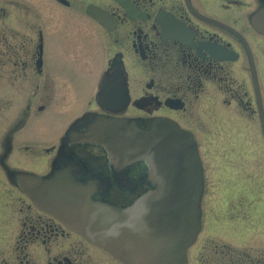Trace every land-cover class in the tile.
<instances>
[{
  "label": "flooded vegetation",
  "instance_id": "af4514ba",
  "mask_svg": "<svg viewBox=\"0 0 264 264\" xmlns=\"http://www.w3.org/2000/svg\"><path fill=\"white\" fill-rule=\"evenodd\" d=\"M22 1L34 35L21 37L24 49L15 38L0 50V242L9 250L1 264H127L42 208L34 176L61 177L85 187L84 197L129 206L158 186L147 161H118L104 140L80 136L103 120L129 131L161 119L191 131L200 152L199 137L208 136L209 152L223 156L224 233L243 251L237 259L227 244L221 264H264V21L255 18L264 0H0V23H29ZM95 37L105 56L84 98L74 65L82 73L94 67L86 58L98 56ZM47 42L56 53L58 42L68 44L54 64ZM70 91L80 113L58 131V120L39 113ZM39 128L46 140L56 134L41 150Z\"/></svg>",
  "mask_w": 264,
  "mask_h": 264
},
{
  "label": "water",
  "instance_id": "95a60500",
  "mask_svg": "<svg viewBox=\"0 0 264 264\" xmlns=\"http://www.w3.org/2000/svg\"><path fill=\"white\" fill-rule=\"evenodd\" d=\"M255 18L264 21V7ZM120 126L119 120H103L83 139L104 140L118 161L146 160L157 188L121 207L84 197L85 187L61 177L34 176V199L127 264H185L201 228L204 170L198 144L191 132L165 119L149 129Z\"/></svg>",
  "mask_w": 264,
  "mask_h": 264
},
{
  "label": "rangeland",
  "instance_id": "374dc122",
  "mask_svg": "<svg viewBox=\"0 0 264 264\" xmlns=\"http://www.w3.org/2000/svg\"><path fill=\"white\" fill-rule=\"evenodd\" d=\"M24 8L22 9V19H28L31 17V20L29 19L28 22L19 23L15 20H6L2 21L0 23V50L4 49L5 41H12L15 38L22 41V49H24V38L30 35H34V17L31 16L27 9L29 8L30 3L29 2H23ZM26 4V5H25ZM21 11V12H22ZM4 40V41H3ZM94 43V49H96V53L98 56L95 58L94 62H92L91 58H86L90 62L91 65H94V67L90 70V72H83V68L80 67V65L77 63L74 66H79L78 73L80 75L79 84L82 85L80 88V94L82 97H86L91 90L94 88V83L97 80L98 77V71L100 67V63L102 61V57L105 56L104 52H101L99 54V51L103 49V45L101 42V38L95 37L93 39ZM6 44H9L8 42ZM60 45V48L62 51L68 50V44L66 42H58ZM46 62L47 64H54L57 59L59 58V50L56 53L57 49H55L52 45L50 46L49 42L46 44ZM14 49V48H13ZM33 49H34V43H33ZM80 49H83L81 47ZM103 56H102V55ZM66 56V55H64ZM67 59V58H63ZM85 101V100H83ZM88 102V101H86ZM78 101L76 100V96L74 95L73 91H70L66 94V98L63 101H59L55 103V105H51L46 111L39 113L40 120L49 121V124H53L54 122L57 123V120L59 123L56 124L55 129L60 130V124H64L67 119H72L73 115L76 113H80V107L81 103L78 105ZM86 106V105H85ZM78 112V113H77ZM49 114V115H48ZM68 120V121H69ZM51 121V122H50ZM54 121V122H53ZM67 121V122H68ZM66 122V123H67ZM46 127V126H45ZM43 133V134H42ZM34 136H38V144L39 150L43 148L42 144L45 143L46 145H51L55 143V137L56 134L46 140V133L41 131V128L38 130L34 129ZM50 136V135H49ZM261 138H259L260 140ZM208 136H200L199 141H201L202 144V151L201 154L204 158L203 162L206 167L207 173L210 174V177L208 181L205 180V191H204V198H203V208H204V214H203V222L204 227L202 232L200 233L196 243L189 248L188 256H189V263L188 264H221L223 261V257L220 259V256L218 255V252H227L226 245L231 243V253L235 254V258L238 259L237 252L243 251L242 245L238 244L239 241L236 238V242L234 240L229 241L225 237V224H226V218H225V206L223 201V190H222V181L226 176V170L224 165H222V154H211L209 152L210 143ZM37 144V145H38ZM224 143H221L220 145H223ZM262 144L264 145V140L262 139ZM219 152V151H218ZM40 167V165H37ZM214 193V194H213ZM210 195V198L207 197ZM207 199V200H206ZM207 209V211L205 210ZM9 252L8 248L0 242V264L2 262V259L6 257L7 253ZM214 252L215 255L213 254ZM213 254V256H212ZM4 256V257H3Z\"/></svg>",
  "mask_w": 264,
  "mask_h": 264
}]
</instances>
